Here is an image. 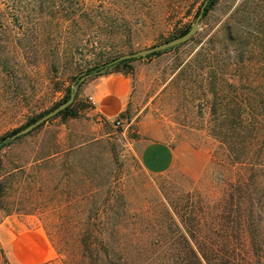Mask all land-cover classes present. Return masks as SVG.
<instances>
[{
  "label": "rangeland",
  "instance_id": "rangeland-1",
  "mask_svg": "<svg viewBox=\"0 0 264 264\" xmlns=\"http://www.w3.org/2000/svg\"><path fill=\"white\" fill-rule=\"evenodd\" d=\"M203 1L0 0V137L76 88L72 115L57 114L0 148V230L43 232L51 252L41 264H146L140 259L151 257L171 264L190 238L181 220L189 216L205 252L242 248L241 256L264 264V203L260 209L255 200L252 223L231 228L223 202L238 180L264 193V168L252 166L254 154L232 162L210 131L228 74L250 76L253 102L264 111V0H216L189 41L123 66L132 89L117 118L104 117L85 93L95 76L80 80L189 30ZM241 58L249 72L234 71ZM149 140L175 150L169 169L144 168L140 150Z\"/></svg>",
  "mask_w": 264,
  "mask_h": 264
},
{
  "label": "trees",
  "instance_id": "trees-1",
  "mask_svg": "<svg viewBox=\"0 0 264 264\" xmlns=\"http://www.w3.org/2000/svg\"><path fill=\"white\" fill-rule=\"evenodd\" d=\"M214 1L216 0H209L205 7L204 15ZM186 31L187 30L182 31L180 35L184 34ZM161 52L162 51L154 52L145 57L148 58ZM113 59L101 65L95 66L90 69L88 73L93 76H98L104 73L117 71L136 58L118 61L116 63H113ZM237 65L234 68V71H237V73L242 72V70H240L242 67L247 68V66H244V59L242 58L237 60ZM247 70L249 72L250 67H248ZM228 75V78L225 80L228 91L222 96V99L220 100L221 104L218 105L216 102H213L211 107V114L214 116L213 123L210 128L211 134L221 141L232 162L240 163L244 159H253L254 154L256 158L254 165L252 166L257 165L264 168V111L257 110L253 102V100L256 101L254 98L255 96L251 91L253 80H251L248 75L243 76V78L236 77L235 74ZM215 82L216 80L214 79L211 83V93L213 98L216 99L218 95V88ZM240 83H244V87L246 88L245 91L242 89V85ZM261 100H264V96L262 95ZM223 101H225V106H223ZM58 114L72 115L70 105ZM11 135H3L0 137V148L13 141L14 138H11ZM232 187L233 189L231 190V193L226 191L227 197L223 198V202L225 203L224 208L226 209L225 212H227V214L224 215L226 222L231 224V228H233L232 223L238 226L242 224L247 225L249 222L252 223L253 211L256 209L254 206L255 200L257 199L258 203H260V209L261 205L264 203L262 201L264 193H261L263 189L254 192V188H249V184L243 180L240 182L238 180V182L233 183L231 188ZM255 193L258 194L259 198L254 196ZM171 207L173 212L178 215L179 212L176 206L173 205ZM182 218L184 224L187 225V233L190 238H183L184 249L179 252V256H175L174 261L171 264H254L253 260L249 257H244L243 255L242 257L240 255L241 253L246 254L243 250L241 251L242 248H238L237 252L233 251L211 254L205 252L203 248L204 245L198 242L195 238L193 230L195 224H192L193 220L191 217H181V220ZM191 241L198 250H196L191 244ZM225 245L229 247L232 245V241H225ZM242 247L244 246L242 245ZM151 260H154V257L142 260L140 259L142 263L145 261L146 264H152Z\"/></svg>",
  "mask_w": 264,
  "mask_h": 264
},
{
  "label": "crops",
  "instance_id": "crops-1",
  "mask_svg": "<svg viewBox=\"0 0 264 264\" xmlns=\"http://www.w3.org/2000/svg\"><path fill=\"white\" fill-rule=\"evenodd\" d=\"M131 89V77L125 69L95 76L84 86L95 109L107 119L123 113ZM175 154L168 143L149 140L142 146L139 157L147 171L159 173L171 167ZM50 252L51 245L40 230L24 229L14 233L0 230V264H41Z\"/></svg>",
  "mask_w": 264,
  "mask_h": 264
},
{
  "label": "water",
  "instance_id": "water-1",
  "mask_svg": "<svg viewBox=\"0 0 264 264\" xmlns=\"http://www.w3.org/2000/svg\"><path fill=\"white\" fill-rule=\"evenodd\" d=\"M208 2H209V0H204L202 2L195 20L191 23L189 30H187L184 34L179 35L177 37H174L172 39L166 40L164 42L155 44L151 47H147V48L137 50L135 52L119 55L113 59V63H116L118 61H123V60L145 57V56L152 54L154 52L163 51V50L175 47L177 45H180V44H183V43L189 41L200 28V20L204 17V10H205V7L208 4ZM88 76H90L89 73H87L83 77H81L80 80H82ZM75 91H76V88L74 85H72L70 96L65 102L61 103L57 107H55L52 110L48 111L47 113L43 114L42 116L37 118L34 122L30 123L29 125L25 126L24 128L18 130L17 132H15L14 134L11 135V138H16L18 136L27 134L28 132L32 131L33 129H35L36 127H38L39 125H41L42 123L47 121L49 118L57 115L59 112H61L65 108H67L73 102V99L75 96Z\"/></svg>",
  "mask_w": 264,
  "mask_h": 264
},
{
  "label": "built area",
  "instance_id": "built-area-1",
  "mask_svg": "<svg viewBox=\"0 0 264 264\" xmlns=\"http://www.w3.org/2000/svg\"><path fill=\"white\" fill-rule=\"evenodd\" d=\"M89 98L91 99V97H89ZM116 123H117V124H120V120L117 119V120H116Z\"/></svg>",
  "mask_w": 264,
  "mask_h": 264
}]
</instances>
